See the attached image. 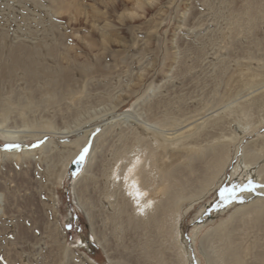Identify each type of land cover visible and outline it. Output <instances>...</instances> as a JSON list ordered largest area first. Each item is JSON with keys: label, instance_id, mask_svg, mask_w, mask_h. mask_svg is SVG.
Here are the masks:
<instances>
[{"label": "rangeland", "instance_id": "rangeland-1", "mask_svg": "<svg viewBox=\"0 0 264 264\" xmlns=\"http://www.w3.org/2000/svg\"><path fill=\"white\" fill-rule=\"evenodd\" d=\"M54 1L0 0V129L25 128L22 140L0 135V153L30 151L16 160L0 158V264H94L86 254L98 264H152L141 246V230L134 231L124 218L116 224L110 221L114 211L104 197L106 178L100 175L99 163L103 156L113 157L111 150L121 144L118 132L128 126L141 130L145 124L154 129L157 121L166 128L176 123L175 128L168 127L173 131L180 122L178 128L197 117V122L204 119L206 125L221 122L209 138L215 136L218 142L224 135L233 155L194 207H188L189 200L184 202L178 246L185 264H216L209 260V253L219 226L236 237L242 248L251 247L246 250V264H260L257 254L263 248L259 242L264 243V0ZM112 4L119 6L116 11ZM125 7L132 13L119 18ZM105 23L109 24V42L101 37ZM33 49L40 55L31 75L15 64L14 56ZM252 74L258 75L251 84ZM159 101L163 111L155 108ZM245 104L252 105L244 110ZM124 112L131 117L121 118ZM111 116L116 118L111 120ZM85 119L86 128L95 125V133L60 182L61 161L73 149L67 142L78 135L61 131ZM48 121L52 125L42 127ZM110 121L114 130L109 131ZM100 134L91 171L82 175L83 167L78 171L73 164L81 156L89 158ZM245 149L248 155L243 156ZM52 158L61 160L53 173L46 167ZM249 182L255 185L254 191L237 192L231 200L221 195L226 188ZM104 240L114 252L112 259ZM173 246L165 241L154 264L157 260L182 264Z\"/></svg>", "mask_w": 264, "mask_h": 264}, {"label": "bare ground", "instance_id": "bare-ground-1", "mask_svg": "<svg viewBox=\"0 0 264 264\" xmlns=\"http://www.w3.org/2000/svg\"><path fill=\"white\" fill-rule=\"evenodd\" d=\"M102 1H104V0H102ZM110 1H113V0H110ZM116 2H118V1H116ZM55 3L58 5V4H60V1L55 2ZM112 3H115V2H112ZM118 7L119 6H117L116 4H112V10L113 11H116L118 9ZM247 7H249V6H247ZM123 8H124V6H123ZM128 9L125 7V10L120 14L119 18H124L125 12H129V14H131L132 11L131 10L128 11ZM95 13H97V12H95ZM108 26H109V24L105 23L101 27L102 28L101 29V37L103 38L104 42H109V39H110L109 33H107V30H108L107 27ZM228 29H231V28L228 27ZM67 53H68V49H67ZM38 55H40L39 51L37 49H33L29 53H26L23 56H22V54H17L16 56H14V62L16 65L24 67L27 73L34 75L35 67L37 64L36 58L39 57ZM65 57H67V56H65ZM98 58L100 59L99 56H98ZM63 59H65V58L63 57ZM68 59L71 61V59L69 57H68ZM219 62L222 63L223 61L222 62L219 61ZM223 64L224 63H222V65ZM223 69H224V67H223ZM244 74H247V73H244ZM208 75H210V74H208ZM257 75L258 74L250 75L251 77H249L248 80L250 81L251 84H252V82H254L256 80L255 77H257ZM248 76L249 75L247 74V77ZM243 82H245V81H243ZM260 82H262V81H260ZM253 84H255V83H253ZM262 86H263V84H262ZM181 88L183 89V87H181ZM154 94L155 93H153V95ZM203 95L205 96V94H203ZM185 97L186 96H184V98ZM189 100H190V98H189ZM150 101H151V99H150ZM254 102H258V101H254ZM181 103H183V102L181 101ZM161 105H162V103L159 101V103L156 105L157 107H155V108L160 109V107H161V109H162ZM251 105L245 104L243 109L247 110L250 108L249 106H251ZM116 106L117 105L115 104V106L112 109L115 110ZM164 106H166V105H164ZM204 107H206V106H204ZM167 108H169V106L166 107V109ZM163 109H162V111H163ZM166 112H168V111L166 110ZM177 112H178V110H177ZM168 113H170V111ZM106 115H107V113H106ZM152 115H154V114H152ZM170 115H171V113H170ZM103 116H105V115H103ZM118 116H121V115L119 114ZM122 116L123 117H121V118L131 117V115H128V114L126 115L125 112L122 113ZM176 117H177V115H176ZM222 117L224 118V116H221V118ZM91 118L92 117H90V119ZM115 118H116V116H113V117L111 116L110 119L113 120ZM152 118H154V117H152ZM162 118L163 117L161 116V119ZM173 118H175V117H173ZM216 118H218V117H216ZM106 119H108V117ZM164 119L165 118H163L162 120L165 121ZM176 119H175V122H176ZM178 119H180V118H178ZM186 119H187V117H186ZM192 120L193 121L188 120L187 123H184L183 126L178 128V126L181 124V122H180V124L176 126L177 128L174 129L173 131L168 130V127L173 126L175 128L176 123H175V125H173L174 124L173 123L172 125H169L166 128V124L160 125V123H158V121L157 122L154 121L155 125H156V127L154 129H151V127L153 125H150V124L141 125V123H140L139 125H141V127H142L141 130L139 128H135V127L129 129V126H128L126 129H122L118 132L119 138L118 137L117 138L121 140V144H120V146L118 145V147L116 149L112 148L113 150H111V151H113L112 152L113 157H111V159H108V158L103 156L101 162L99 163V169L98 170L100 171V175H102L103 177L106 178L104 181L103 188H102V190L104 191L103 192L104 197L106 196V198L110 201V204H111L113 211H114L112 213L113 216L111 215L110 216L111 218L109 217L111 219L110 221H112L113 224L115 221V224H116V222H118L120 219L124 218L122 221H124V222L127 221L128 224L132 226L134 231H140L141 230L142 236H140V240H142V244H143L141 246L144 249L146 255L153 262L152 264H154V262H156L154 257L157 258L158 255H160V257H161V254H159L160 253L159 248L161 246H165V241H167L168 245H170V246H171V243H173L176 246V247L173 246L174 248L178 249L176 256H177V258H179L183 261L182 264H185L186 258L184 259L182 254H181L182 253V247L178 246V244H179L178 240L180 239L179 238L180 237L179 223H180V217L182 215L181 210H182V207L184 205V202L186 200H189L188 207H191V208L194 207L197 200L202 197L205 190L212 184V181H214V178L216 177V175L219 174L224 169V167L228 164L230 157H232V155H233V154H230V147H229L230 144L228 142H225L223 139L224 135L222 136L223 138H221L223 140L219 139L218 142L215 141L216 139H218L215 136L209 138L210 131H212L213 129L219 128L218 126L221 124V122H218L217 120L215 121L214 119H211L212 121L214 120V122L209 120L210 123L212 122L210 124L212 126V129H209L210 125L207 124L208 125L207 126L205 124L206 121L204 119L200 120L199 122H197V120H199L198 117H197V119H192ZM87 121H88V119L84 122H80V121L78 122L77 121L78 124L73 126L74 127L73 129H72V127L71 128L67 127L68 130L70 129L69 131H66L65 129H63L65 131H61V133H66V132L75 133L76 132L78 134L76 138H73L72 140H69L67 142V144L69 146H71V148H73L72 150H70L69 157L66 158V160H64V161L53 160V158H52V160L50 159L46 162V167H48V169L52 173L56 172V168L58 167L57 162H60V161L62 162V171L63 172L61 171L58 173L60 182H63L64 175L68 169V166L70 165L72 160L76 156H78L82 152V150H84V148L86 147V145L89 142L91 134L94 132V130L96 128V127H94L95 125H92L91 127L86 128V125H84V124H86ZM160 122L162 123V121H160ZM207 123H208V121H207ZM111 124H114V123L112 121H110V125H109L110 127L108 126L109 128H111ZM167 124H170V122H168ZM42 125H43L42 127H46V126H49L52 124H51V121H48V122L43 123ZM205 126L209 130H206ZM19 127L20 126H16L15 129H5V128L3 129L2 128V129H0V135L5 139H18V140H20L22 135H23L21 133L24 131L25 128L19 129ZM51 128H53V127H51ZM123 128H125V126ZM204 128H205V130H204ZM112 129H113V127L111 129H109V131ZM171 129H173V128H171ZM220 129H221V127H220ZM216 134L218 135V133H216ZM101 135L102 134L97 135L96 137L94 136L95 142H94V145H93V148L91 151V155L89 156L88 159L83 160V169H82V173H81L82 175H84L85 173L87 174L91 171L90 168L94 162L93 161L94 160L93 155L95 154V152H98L97 149L99 148V139H100ZM115 135H117V134H115ZM227 138H225V140H229ZM220 140L224 141V142H221ZM113 143H115V142H113ZM115 145H116V143H115ZM103 153H105V152H103ZM21 154H23L24 156L25 155L28 156L30 154V151L27 149H24L22 151L4 150L0 153V158L3 160H16V159H19L21 157ZM246 155H248L247 149H245L244 153H243V156H246ZM99 156H101V154H99ZM256 157H257V155H256ZM81 185H83V184H81ZM108 188H110V189H108ZM112 197H113V199H111ZM86 208H87V206H86ZM2 210H3V206H1V203H0V211H2ZM105 211H107V210H105ZM237 212H239V211H237ZM237 212H236V214H237ZM90 220H91V224L94 225L93 220L91 218H90ZM104 225L106 226L107 224H104ZM120 225H123V224H120ZM117 226L113 227V230H116ZM224 229L225 228L223 226H219L215 230L216 240H214V242H213L214 247H212L213 249H212L211 253H209V256H210L209 260L213 261V263H216V264H223V261L228 260V259H229V261L231 260V262L229 264H246V252H247L246 250H249L251 247L247 248V247L243 246V248H242L240 246V244L238 243V240L236 239V237L232 238L231 234L229 232L224 233L223 232ZM64 234H66V233L64 232ZM103 238H102V240H103ZM157 241H159V243L155 247L154 245L157 243ZM104 242H105L104 248L107 251L108 258L112 259L114 252H112L111 247L109 245H107L108 241L104 240ZM259 243L261 244L260 246L263 249L261 252H259L257 254V259L260 260V264H264V243H262V242H259ZM79 244L83 245V242L81 241V242H79ZM155 249H157V252L155 251ZM213 255H215L216 258L212 257ZM86 256L90 262H92L94 264H98L89 255L86 254ZM147 260H149V259L147 258ZM157 261H158L157 264H168L167 262H164L162 260H157Z\"/></svg>", "mask_w": 264, "mask_h": 264}, {"label": "snow or ice", "instance_id": "snow-or-ice-1", "mask_svg": "<svg viewBox=\"0 0 264 264\" xmlns=\"http://www.w3.org/2000/svg\"><path fill=\"white\" fill-rule=\"evenodd\" d=\"M85 152H87V149H85ZM81 159H83V156H81ZM264 187V186H261ZM255 185L252 184V182H249L248 185H238L234 188H226L221 192V195L226 200H231L233 198H237V192H245V191H254Z\"/></svg>", "mask_w": 264, "mask_h": 264}, {"label": "water", "instance_id": "water-1", "mask_svg": "<svg viewBox=\"0 0 264 264\" xmlns=\"http://www.w3.org/2000/svg\"><path fill=\"white\" fill-rule=\"evenodd\" d=\"M73 166H75L77 168V170L79 171L82 167H83V159H80L78 161H76Z\"/></svg>", "mask_w": 264, "mask_h": 264}]
</instances>
